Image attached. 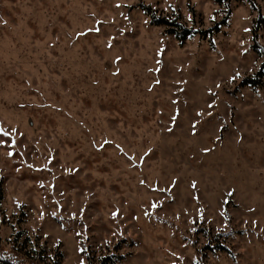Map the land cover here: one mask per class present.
<instances>
[{
  "label": "rangeland",
  "instance_id": "obj_1",
  "mask_svg": "<svg viewBox=\"0 0 264 264\" xmlns=\"http://www.w3.org/2000/svg\"><path fill=\"white\" fill-rule=\"evenodd\" d=\"M256 21L264 48V0H0L1 251L264 264Z\"/></svg>",
  "mask_w": 264,
  "mask_h": 264
},
{
  "label": "trees",
  "instance_id": "obj_2",
  "mask_svg": "<svg viewBox=\"0 0 264 264\" xmlns=\"http://www.w3.org/2000/svg\"><path fill=\"white\" fill-rule=\"evenodd\" d=\"M141 10L144 12L145 15L148 16V18L150 17L151 19V24L152 25H156V26H165L167 28H171L170 30H168V34H171L175 37L176 40H178L179 42L183 43L184 41H186L189 38L194 37L195 35H203V37H208L211 38L213 37L214 33H219V27L225 25V20L216 24L214 27L206 30L205 32H198L197 30L193 29V28H186L184 27L182 24L177 23L176 21L174 22H169L168 20H165L162 18H157L154 16L153 12L151 11V9L148 6H140ZM255 28L252 29V37H253V46L252 49L253 51L261 56L262 58H264V48L261 46H258L257 44V39H256V33H257V28H258V22H255ZM264 63L261 64L259 71L256 73L255 78L254 79H247L245 78L241 85L242 86H250L253 89H256L257 87V81L259 82L260 79L262 78V76L264 75ZM1 194V193H0ZM1 199V196H0ZM21 233H18V235L15 236V238L12 240V244H11V252L10 253H5L2 252L0 249V264H26V262L28 261H33L37 256L32 257L30 255H28L27 253H25L23 250H21L20 248H18L16 246V241H17V237H19ZM218 249H221L223 251H226V253H229V250L226 248V246H217ZM119 256H116L112 253H110L109 255L99 258L97 262L90 260V258L88 257V263L87 264H115L116 260H119ZM41 260V258L38 255V258H36L35 260ZM28 260V261H27Z\"/></svg>",
  "mask_w": 264,
  "mask_h": 264
},
{
  "label": "snow or ice",
  "instance_id": "obj_3",
  "mask_svg": "<svg viewBox=\"0 0 264 264\" xmlns=\"http://www.w3.org/2000/svg\"><path fill=\"white\" fill-rule=\"evenodd\" d=\"M0 133H3L4 135H8V133L5 132L2 128H0Z\"/></svg>",
  "mask_w": 264,
  "mask_h": 264
}]
</instances>
